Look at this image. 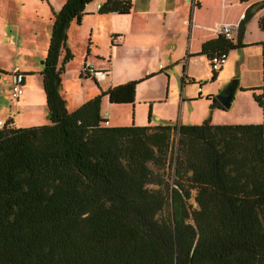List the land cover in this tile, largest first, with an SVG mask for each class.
Instances as JSON below:
<instances>
[{
	"label": "trees",
	"instance_id": "obj_1",
	"mask_svg": "<svg viewBox=\"0 0 264 264\" xmlns=\"http://www.w3.org/2000/svg\"><path fill=\"white\" fill-rule=\"evenodd\" d=\"M94 1L67 0L53 12L40 72L50 124L0 122V264H264V88L253 93L261 124L109 126L104 97L134 105L144 79L68 112L61 94L64 65L74 58L67 31ZM132 9L131 0H106L99 13ZM262 9L264 1L248 7L236 43L219 36L200 55L211 66L214 56L247 47L246 28ZM258 45L264 65V42ZM8 75L11 100L19 102L26 74L15 67ZM207 100L224 110L215 97Z\"/></svg>",
	"mask_w": 264,
	"mask_h": 264
},
{
	"label": "crops",
	"instance_id": "obj_2",
	"mask_svg": "<svg viewBox=\"0 0 264 264\" xmlns=\"http://www.w3.org/2000/svg\"><path fill=\"white\" fill-rule=\"evenodd\" d=\"M25 1L26 4L31 2L40 4L38 6L40 15L36 17L40 21L33 20V16L29 14V21L34 23V28H31V36L27 40L34 46L35 50L32 52L37 54L36 58L44 60L51 37L53 12H59L67 0H43L41 3L37 0ZM105 1L95 0L87 5L81 23L72 21L67 31L66 47L74 58L64 65L61 75V94L66 101L68 112H73L102 92L142 79L144 81L136 87L135 103L141 99L151 105L162 102L163 93L159 94V91H156L154 94L155 90H146L142 85L150 79L164 74L163 64H171V67H177L179 63L184 64V77L189 80L190 84L198 85L199 98H201L204 91L203 85L207 83V65L203 59L209 60L206 56L200 55L204 44L219 38L221 35L217 33V28L224 25L232 26L234 43H236L238 25L246 10L251 4L264 0H248L247 2H242V0H193V2L188 0H131L133 9L130 14L102 15L99 13L98 6H101ZM263 16L264 9L254 16L246 28L242 44L247 47L237 49L244 51L254 48L252 51L256 56L255 66H251L250 62L245 65L246 76L244 75L245 78L240 79L237 88L241 95V101L244 99L248 101V107L253 115L247 117L245 121L233 125L261 124L263 122L262 110L259 108L262 113L259 114L254 106L257 103L253 101V93L260 94V91L254 89L264 88V65L262 58L260 60L261 50L257 49L261 47L258 44L264 42V32L259 28V20ZM5 28V25L0 24V46H4V42H6L10 48H15L16 53L14 43L17 40V35L15 33L7 34ZM43 29L44 32L40 33ZM115 35H121L124 39L121 44L113 46L111 38ZM230 53L232 51L228 53V57ZM65 54L66 50L62 53L59 66L63 64ZM75 61L80 62L78 69H73ZM42 63L40 68L29 67L20 70L26 75L24 99L18 104L22 103L25 106L27 110L24 112L25 115H29L28 119L36 118L35 114L28 113L32 111L31 109L47 107L40 74ZM84 64H89L95 70L105 73V79L99 80L82 74ZM261 68L263 80L260 75ZM0 72L1 79L2 75L8 76L11 71L0 69ZM150 75L154 76L147 78ZM185 79L183 86L187 85ZM208 94V96L214 97L216 93L213 90ZM243 96L246 98H242ZM234 100H236L235 97ZM135 103L134 105L120 106L136 107ZM114 106L116 107L109 102L107 96L104 97L102 104V111L105 109L104 114L108 115V110L111 112L110 109ZM21 115L18 113L17 120L9 117L14 120L17 128H22L19 126ZM149 125L151 126V124ZM109 126H111L110 121ZM111 127L120 126L112 125Z\"/></svg>",
	"mask_w": 264,
	"mask_h": 264
},
{
	"label": "rangeland",
	"instance_id": "obj_3",
	"mask_svg": "<svg viewBox=\"0 0 264 264\" xmlns=\"http://www.w3.org/2000/svg\"><path fill=\"white\" fill-rule=\"evenodd\" d=\"M37 1L41 3L43 0ZM24 4H26L25 0H0V24L6 26L5 31L7 34L15 33L17 35V40L14 43V45H16V53L15 48H10L6 42H4V46H0V69L13 71L15 67L19 70H25L29 67H41L43 60L36 58L37 54L32 52L35 50L34 46L28 43L31 36V28H34V23L29 21V14L33 16V20L40 21L39 18H36L40 15V9L38 7L40 4H35L34 2L26 4L25 6ZM43 32L44 29L40 33ZM257 49L261 50V60L262 48L260 47ZM252 50H254V48L244 51H232L229 57L227 56V63L225 62L222 67L223 69L217 72V80L215 81H212V67L209 61L203 59L207 65V83L203 85L204 91L203 94H201V98H199L198 85L190 84L189 80L185 79L184 64L182 65L179 63V68L178 66L171 67V64H163L165 68L164 74L152 78L142 85L146 90H155L154 94L156 91H159V94L163 93V101L151 105L148 104V102L145 103V101L141 99L135 103L136 107L114 106L110 109L111 112L108 110L110 125L123 127L130 126L134 123L138 126H147L151 124L153 127L159 125H171L175 127L180 125H201L205 122H209L217 126L233 125L237 122L245 121L247 117H252L253 113L248 107V101H246V99L241 101V95L238 90V93H235L236 100H234L231 108L227 111L213 108L212 102L207 100L206 97L209 95L208 92L213 90L214 93H216L214 97H216L233 81L237 80L239 83L245 78V74L247 73L245 71V65L247 62H250L251 66H255L256 64L255 52ZM79 65L80 62L75 61L73 69H78ZM260 75L261 80H263L262 68ZM184 79L187 82L186 86H183ZM11 83V76L2 75L0 79V121L5 123L10 116L17 120L18 113H21L22 119L19 126L22 128L50 124L47 107H36L31 109L32 111L28 113L35 114L34 116L36 118L33 117L28 119L29 115H25L24 112L27 110L25 106L22 103L20 105L17 101H11L10 99ZM25 91H27V88H25ZM242 98L246 97L243 96ZM23 99L24 97L20 102H22ZM254 106L259 114H262L259 107L257 105ZM104 110L105 109H103V111ZM150 114L151 123H149ZM150 167L155 169L152 165ZM150 187L156 188L155 186ZM195 196L196 191H193L192 198L189 200V204L192 205L193 208L197 207L194 199Z\"/></svg>",
	"mask_w": 264,
	"mask_h": 264
},
{
	"label": "built area",
	"instance_id": "obj_4",
	"mask_svg": "<svg viewBox=\"0 0 264 264\" xmlns=\"http://www.w3.org/2000/svg\"><path fill=\"white\" fill-rule=\"evenodd\" d=\"M188 1L193 2V0H188ZM100 7L101 6H98V10L100 9ZM217 33L228 40H234V30L232 26L229 25L220 26L217 28ZM123 39H124L123 36L115 35L111 38V43L113 46L119 45L123 42ZM226 58L227 57L225 55L214 56L213 59L211 60L212 70L213 71L220 70L225 64ZM81 73L84 74L85 76H93L94 78L99 80H104L106 76L105 73L95 70L89 64L83 65ZM14 74L16 75V77L13 83L12 97L14 99H18L23 93L22 76L18 75L17 69L14 70ZM1 124L2 123H0V125Z\"/></svg>",
	"mask_w": 264,
	"mask_h": 264
},
{
	"label": "water",
	"instance_id": "obj_5",
	"mask_svg": "<svg viewBox=\"0 0 264 264\" xmlns=\"http://www.w3.org/2000/svg\"><path fill=\"white\" fill-rule=\"evenodd\" d=\"M237 88L238 82L235 80L216 97V100L221 104L225 111L231 108Z\"/></svg>",
	"mask_w": 264,
	"mask_h": 264
}]
</instances>
